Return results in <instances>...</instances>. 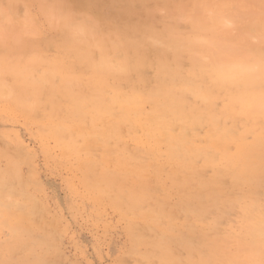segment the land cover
<instances>
[{"label":"rangeland","instance_id":"obj_1","mask_svg":"<svg viewBox=\"0 0 264 264\" xmlns=\"http://www.w3.org/2000/svg\"><path fill=\"white\" fill-rule=\"evenodd\" d=\"M103 1L0 0V59L13 64L6 68L10 71L3 77L5 91L0 89V264H162L159 252L148 245L159 237L165 223L154 224L141 215L152 207L167 212L173 218L175 229L192 228L209 239L227 241L224 243L227 251L237 253L239 247L245 248L252 241L249 237L251 227L264 220V180L260 184H235L234 170L228 159L221 149L210 146L207 126L193 131L194 145L203 154L191 159L186 167L169 160L164 143L155 147L141 130H133L127 123L111 133L107 145L116 158L126 161V168L119 172V178L126 185L147 184L152 195L140 211H133L122 204L117 192L100 195L85 183L88 176L85 163L100 160L101 146L85 150L83 135L74 132L69 122L60 123L62 126L56 129V123L48 121L49 108L30 111L19 100L18 94L12 92L11 89L22 80L21 68L13 66H18L16 63L24 55L41 54L52 59L58 54L55 43L61 29L48 19L44 5L52 2L60 7L66 5L77 21L96 16L110 29L116 24L140 27L147 24L155 31L163 32L165 25L171 22L168 10L163 7L165 0H149L144 5L141 0ZM254 1L231 0L229 10L235 18L228 21L227 26L230 24L228 28L233 38L241 33L242 27L248 26L251 33L243 40L246 45H238L239 49H245L239 53L244 54L253 67L257 66L254 70L260 71L264 70L261 68L264 65V29L261 28L264 0H258L260 4L263 1L262 5L258 3L260 6L257 0ZM184 4L189 5V1L184 0ZM178 31L190 35L192 28L186 21H181ZM255 40L259 41L256 45L252 43ZM252 49L251 54L255 55L247 52L246 55L245 51ZM154 55L152 53V57ZM253 56H256L255 60ZM187 60L185 64L189 63ZM145 74L152 78L155 70L149 68ZM224 105L225 100L218 99L215 107L220 110ZM149 108L147 105L145 109L148 111ZM251 117L241 115L234 120H222L225 129L233 132L226 142L228 153L238 152L239 139L247 146L255 143L264 146V116ZM69 119L76 122L75 125L80 123L79 118ZM85 125L90 127L88 119ZM96 128L103 129V124L97 123ZM107 168L113 172L116 165L110 164ZM219 172L224 176L216 178L222 183L218 192L220 197L207 215L197 218L180 212L181 204L185 202L183 198L190 196L191 191L184 192L178 181L190 177L193 183L189 188L193 189L199 180L215 178ZM138 237L142 240L140 244L136 243ZM193 243L196 245L198 241L193 240ZM169 246L173 259L167 264H190L189 253L184 247L174 241ZM150 253L153 256L147 258Z\"/></svg>","mask_w":264,"mask_h":264},{"label":"bare ground","instance_id":"obj_2","mask_svg":"<svg viewBox=\"0 0 264 264\" xmlns=\"http://www.w3.org/2000/svg\"><path fill=\"white\" fill-rule=\"evenodd\" d=\"M147 1L141 0V3L144 5ZM187 1L189 5H185L184 0L163 2L171 20L163 32H157L147 24L144 27L116 24L110 29L96 16L79 22L70 15L69 12L73 11L68 6L60 7L52 2L44 5L43 10L48 19L61 29L55 43L57 56L46 59L41 54L24 55L16 63L18 66H13L21 68L22 80L11 90L30 111L49 108L47 118L49 123H56V129L67 121L74 132L83 135L85 150L98 146L103 148L99 161L92 159L85 163L88 171L85 183L100 195L117 192L122 204L133 211H140L152 195L147 184L126 185L119 178V172L126 168V161L115 157V152L107 145V138L124 123L131 125L133 130H141L155 147L164 143L169 160L179 162L181 167H186L201 153L194 145L193 131L207 126L210 146L221 149L228 159L234 170L235 184H260L264 180V146L256 143L247 146L239 139L238 152L230 154L225 147L233 132L222 125L223 119L234 120L241 115L264 116V70H254L257 66L253 67L242 54L245 49L238 47L246 45L243 40L251 32L245 26L236 38L230 34L227 22L235 18L229 10L231 0ZM259 2L257 0V4ZM65 16L70 19H60ZM181 21H186L192 28L190 35L179 33L178 23ZM262 23L261 28L264 29V15ZM255 42L252 41L258 44ZM251 51L253 49L245 53L251 54ZM186 59L188 64H185ZM12 65L0 59L1 91H5L3 77L8 71L6 68ZM149 68L155 70L152 78L145 74ZM261 68L264 69V65ZM218 99L225 100L220 110L215 107ZM147 105L150 107L148 111L145 109ZM69 117L79 118L80 123L75 125L76 122ZM87 119L90 127L85 125ZM97 123H102L103 129L98 130ZM110 164L116 165L113 172L107 168ZM222 176L219 172L215 178L199 180L193 189L189 188L193 183L190 177L179 180L184 192L191 191L190 196L183 198L185 202L181 204L180 212L197 218L206 216L211 206L218 202L222 183L216 178ZM141 215L151 223H165L159 237L147 244L159 252L162 264L173 259L169 246L172 241L188 251L190 264H264V220L251 227L249 237L252 241L245 248L239 247L237 253H230L224 245L227 241L209 239L202 233H195L192 228L185 231L175 229L173 218L162 209L152 207ZM139 238L136 239L137 244L142 242ZM193 240L198 243L195 245ZM152 256L150 253L147 258Z\"/></svg>","mask_w":264,"mask_h":264},{"label":"snow or ice","instance_id":"obj_3","mask_svg":"<svg viewBox=\"0 0 264 264\" xmlns=\"http://www.w3.org/2000/svg\"><path fill=\"white\" fill-rule=\"evenodd\" d=\"M60 19H61V20H64V21H67L68 19H70V17H66V16H65V17H61Z\"/></svg>","mask_w":264,"mask_h":264}]
</instances>
